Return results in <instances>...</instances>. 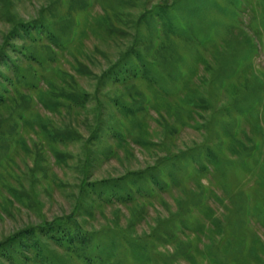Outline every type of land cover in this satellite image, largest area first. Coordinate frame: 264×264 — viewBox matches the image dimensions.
<instances>
[{
  "label": "rangeland",
  "instance_id": "374dc122",
  "mask_svg": "<svg viewBox=\"0 0 264 264\" xmlns=\"http://www.w3.org/2000/svg\"><path fill=\"white\" fill-rule=\"evenodd\" d=\"M0 264H264V0H0Z\"/></svg>",
  "mask_w": 264,
  "mask_h": 264
},
{
  "label": "trees",
  "instance_id": "16d2710c",
  "mask_svg": "<svg viewBox=\"0 0 264 264\" xmlns=\"http://www.w3.org/2000/svg\"><path fill=\"white\" fill-rule=\"evenodd\" d=\"M26 52V51H25ZM39 225H26L24 227H20L19 229L15 230L14 233L18 234L20 232L29 233L32 229H36Z\"/></svg>",
  "mask_w": 264,
  "mask_h": 264
}]
</instances>
